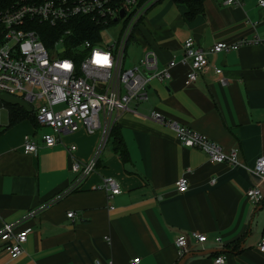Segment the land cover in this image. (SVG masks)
Listing matches in <instances>:
<instances>
[{"label":"crops","instance_id":"0c3cea01","mask_svg":"<svg viewBox=\"0 0 264 264\" xmlns=\"http://www.w3.org/2000/svg\"><path fill=\"white\" fill-rule=\"evenodd\" d=\"M240 1L235 6L204 0L202 12L191 19L186 6L172 0L150 10L137 30L141 47L155 53L159 66L172 58L177 65L169 80L150 82L144 102L117 117L122 144L116 150L107 140L95 171L73 191L67 192L75 178L72 157L89 161L100 132L80 126L44 147L43 130L32 118L7 127L8 108L0 105L7 111L0 123V229L16 223L17 231L28 230L16 258L0 241V264H129L134 257L139 264H214L222 253L224 264H264L257 249L264 236V199L254 206L245 195L258 186L264 197V181L243 167L252 168L264 154V44L209 55L221 74L210 67L189 85V67L179 61L187 37L207 48L263 35L264 7L257 0ZM151 111L207 136L225 152L237 149L241 165L216 163L201 149L181 145L174 131L148 117ZM26 140L38 145L36 154L23 152ZM104 177L121 187L109 200L96 188ZM181 177L188 180L183 193L175 185ZM191 232L206 240L196 241ZM181 233L189 251L180 258L174 239ZM237 240L240 247L231 252Z\"/></svg>","mask_w":264,"mask_h":264},{"label":"built area","instance_id":"2783aa9c","mask_svg":"<svg viewBox=\"0 0 264 264\" xmlns=\"http://www.w3.org/2000/svg\"><path fill=\"white\" fill-rule=\"evenodd\" d=\"M219 1L224 5L242 4L240 0ZM156 2L158 0H30L0 12V93L19 97L28 103L37 126L43 130L42 145L53 147L62 134L76 132L80 126H84L88 133L99 131L101 134L89 161L82 162L72 157L71 171L75 178L67 192L78 188L95 171L99 155L117 117L129 110L132 102L145 101L146 88L150 82L169 80L171 69L177 65V60L172 58L165 66H159L155 53L148 47L142 48L137 63L129 67L124 64L129 39L137 32V26L146 11ZM257 4L264 7V0H257ZM121 11L123 16H120ZM76 16L89 17L101 25L123 20L118 41L102 42L100 33V38L95 42L85 40L72 44L66 39L69 34L66 31L63 36L45 45L34 28L36 22L54 27ZM249 44H264V34L242 38L235 43L220 41L207 48L196 46L194 39L187 37L179 60L189 67L186 84L194 83L210 67L216 74H221L222 70L210 63L209 55L237 50ZM148 117L174 131L181 145L201 149L211 161L241 165L237 149L225 152L207 136L166 119L158 111H151ZM37 149L35 142H24L25 154H36ZM74 149L75 146L69 148ZM243 167L264 181V154L256 158L252 168ZM175 185L176 190L183 193L188 188V180L181 177ZM96 188L104 191L108 200L121 193L120 184L113 177L102 178ZM245 195L254 206L264 199L258 186L248 188ZM72 216V212L67 213V217ZM15 224L3 223L0 229V241L6 244L11 258L23 253L28 234V230L17 231ZM190 235L200 243L206 240L203 233L191 232ZM216 241L219 242L220 238H216ZM174 245L180 258L189 251L185 234H178ZM257 249L264 252V236L258 242ZM225 259L222 253L213 262L224 264ZM139 263L140 257H134L129 262ZM95 264L102 262L95 260Z\"/></svg>","mask_w":264,"mask_h":264},{"label":"trees","instance_id":"16d2710c","mask_svg":"<svg viewBox=\"0 0 264 264\" xmlns=\"http://www.w3.org/2000/svg\"><path fill=\"white\" fill-rule=\"evenodd\" d=\"M30 0H0V12L5 9L14 7L17 4H22ZM160 0H158L159 2ZM176 4H184L187 8L186 17L191 19L198 13L202 12L204 0H172ZM157 3V2H156ZM155 3V4H156ZM35 30L40 35L41 40L45 45H48L53 39L63 36L66 31H69L67 40H70L72 44L81 43L85 40L92 42L97 41L100 38V33L103 29L107 28L113 24L110 22L108 25L98 24L96 21L92 20L89 17L85 16H76L67 23H61L57 26L52 27L48 23H35ZM0 105L6 106L8 108V125L10 127L22 119L29 117L35 121V117L32 112H28L26 109L20 106H12L0 101ZM117 122H115L112 128L109 131L108 139H112V144L114 149L118 150L119 144H122L121 138L119 136ZM120 156L125 160L126 154L123 149L119 151ZM240 240H237L233 243L230 248V251L233 252L240 247Z\"/></svg>","mask_w":264,"mask_h":264},{"label":"rangeland","instance_id":"374dc122","mask_svg":"<svg viewBox=\"0 0 264 264\" xmlns=\"http://www.w3.org/2000/svg\"><path fill=\"white\" fill-rule=\"evenodd\" d=\"M169 1L170 0H160L155 5H153L151 8H149L144 14L141 22L139 23L137 27L139 28L140 24L144 21V19L146 18V16L148 15V13L150 12L152 8L157 7L161 4L164 5L166 3H169ZM122 26H123V20L120 19L118 22H115L114 24L103 29L101 31L102 42L112 43L114 41H118V34ZM141 49L142 47H141L140 35L138 34V32H134V35L129 39L127 43V47L124 53V59H125L124 64L126 67H129V65L134 64L136 59L140 57ZM142 102H139L138 105L141 104ZM133 103H136V102H132L131 105ZM6 120H7V111L4 108H0V123H5Z\"/></svg>","mask_w":264,"mask_h":264},{"label":"water","instance_id":"95a60500","mask_svg":"<svg viewBox=\"0 0 264 264\" xmlns=\"http://www.w3.org/2000/svg\"><path fill=\"white\" fill-rule=\"evenodd\" d=\"M120 16H123V11H121ZM0 101L12 105V106H20L26 109L28 112H32L31 107L28 105L27 102L20 99L19 97L7 94V93H0Z\"/></svg>","mask_w":264,"mask_h":264}]
</instances>
